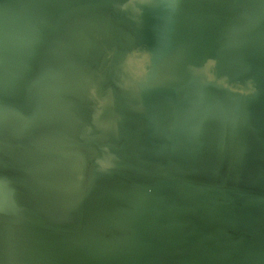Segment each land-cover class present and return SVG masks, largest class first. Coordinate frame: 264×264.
Returning a JSON list of instances; mask_svg holds the SVG:
<instances>
[{"label": "water", "instance_id": "water-1", "mask_svg": "<svg viewBox=\"0 0 264 264\" xmlns=\"http://www.w3.org/2000/svg\"><path fill=\"white\" fill-rule=\"evenodd\" d=\"M0 264H264V0H0Z\"/></svg>", "mask_w": 264, "mask_h": 264}]
</instances>
